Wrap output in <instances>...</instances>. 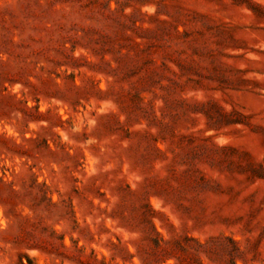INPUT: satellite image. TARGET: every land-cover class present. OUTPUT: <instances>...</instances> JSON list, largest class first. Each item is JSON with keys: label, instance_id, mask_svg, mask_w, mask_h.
Returning a JSON list of instances; mask_svg holds the SVG:
<instances>
[{"label": "rangeland", "instance_id": "obj_1", "mask_svg": "<svg viewBox=\"0 0 264 264\" xmlns=\"http://www.w3.org/2000/svg\"><path fill=\"white\" fill-rule=\"evenodd\" d=\"M175 261L264 264V0H0V264Z\"/></svg>", "mask_w": 264, "mask_h": 264}, {"label": "trees", "instance_id": "obj_2", "mask_svg": "<svg viewBox=\"0 0 264 264\" xmlns=\"http://www.w3.org/2000/svg\"><path fill=\"white\" fill-rule=\"evenodd\" d=\"M166 245L168 246H175V247H178L180 250H184V246L182 245V243L178 240H174V241H168V242H164ZM166 246V247H168ZM154 249H156V251H159V252H163V253H166V254H169L168 256H170L171 258H176V256L171 253V251H169V249L163 247L162 245H160L158 242L155 243V247ZM164 262V261H162ZM173 264H178V262H174ZM198 264H201L200 262H198Z\"/></svg>", "mask_w": 264, "mask_h": 264}]
</instances>
